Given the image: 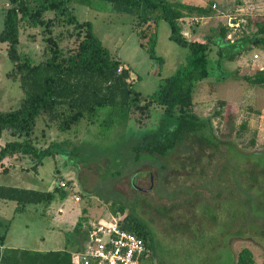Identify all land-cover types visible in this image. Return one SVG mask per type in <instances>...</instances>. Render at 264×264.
<instances>
[{"label":"rangeland","instance_id":"obj_1","mask_svg":"<svg viewBox=\"0 0 264 264\" xmlns=\"http://www.w3.org/2000/svg\"><path fill=\"white\" fill-rule=\"evenodd\" d=\"M183 1L213 5L211 17H187L179 24L186 40L205 37L213 48L208 78L196 80L187 110L214 117L221 109L220 102L226 103L223 116L213 121L220 145L207 147L191 141L165 157L154 155L156 160L133 162L125 152L128 139L137 132L139 136L155 133L160 112L155 111L143 125L131 120L126 127L117 126L107 134L101 121L108 108L99 109L94 121L85 120L68 132L48 126L42 116L34 130L35 142L42 149L51 146L53 155L45 157L38 169L27 157L6 159L4 169L0 168V185L46 192L65 182L67 187L60 188L56 196L67 193L88 226L105 219L110 222L112 217L123 220L131 213L150 232L153 250L149 264H236L244 248L253 252L256 264H264V86L244 78L264 72V47L249 44L245 53L229 61L222 57L227 49L214 42L223 27L231 42L256 33L254 22L264 19V0ZM7 2L0 0V32ZM71 8L80 21L92 23L96 36L114 58L139 77L134 89L144 97L159 91L189 59L190 48L172 39V27L166 20L159 21L157 58L153 59L140 46L136 33L139 20L133 9L103 0H90L88 5L73 3ZM50 17L54 14L49 13L47 19ZM47 37L44 27L23 23L21 52L40 63L49 52ZM66 43L63 41L62 47ZM13 68L7 45L0 42V111L18 108L24 97L19 79L9 76ZM188 76L184 86L195 80L194 75ZM228 113L234 115L232 122L225 118ZM10 140L4 132L0 147ZM228 143L241 155L228 151ZM238 165L241 173L234 172ZM74 195L81 197L79 203ZM41 233L45 238L64 235L47 226H41Z\"/></svg>","mask_w":264,"mask_h":264},{"label":"trees","instance_id":"obj_2","mask_svg":"<svg viewBox=\"0 0 264 264\" xmlns=\"http://www.w3.org/2000/svg\"><path fill=\"white\" fill-rule=\"evenodd\" d=\"M8 1L10 2L5 4L7 10L0 42L7 45V55L14 63L9 76L19 79L24 97L18 108L0 111V139L4 132L13 139L0 147L1 169H4L6 159L23 157L32 159L35 169H38L45 157L53 155L51 146L42 149L35 142L34 130L39 117L44 116L48 126L56 125L61 132H68L85 120L94 121L101 108H108L101 121L104 134L117 126L126 127L131 120L143 125L151 120L155 111L160 112L158 130L155 133L139 136L137 132L127 140L125 152L133 162L156 160L154 155L165 157L191 141L194 145L207 147L220 145L213 121L215 117L223 116L222 109L226 103L220 102L221 109L216 111L214 117H202L187 110L192 104L196 80L208 78V63L213 48L205 37L191 42L186 40L179 24L180 20L187 17H211L213 5L202 7L176 0H103L135 11L139 20L136 33L140 46L147 50L151 58H157L155 48L161 20L170 23L173 40L190 48L191 54L186 65L176 75L167 78L159 91L144 97L134 89L139 77L136 78L131 68L114 58L96 36L90 21H80L73 12V3L88 5L90 0ZM49 13H53L54 17L47 19ZM23 23L31 27L42 26L44 33L49 35L46 38L49 52L46 59L38 64L20 50V30ZM254 23L256 33L236 42L227 40L228 29L223 27L219 37L214 40L221 49H227L225 55L222 53L220 56L234 61L247 51L249 44L263 48L264 19ZM63 41L67 43L62 47ZM188 74L194 75L195 80L191 85L184 86L183 80L189 77ZM244 78L251 84L264 86L263 71ZM225 118L232 122L234 115L228 113ZM228 151L241 155L230 143ZM237 170L239 173L243 171L240 170V165L234 172ZM59 190V187H55L52 192H39L0 185V201H14L20 206L43 204L50 201ZM121 207L125 212V206ZM124 219L127 227L142 237L152 251L150 232L146 226L131 213ZM91 228L84 217L79 219L75 227L77 232L85 231L88 235ZM4 256L5 254L3 258ZM53 256L58 259L54 264H64L63 259H68V264H76L70 261L68 253H52ZM1 257L0 245V259ZM45 257L50 258L51 254ZM236 264H256L253 252L249 248L242 249L237 255Z\"/></svg>","mask_w":264,"mask_h":264},{"label":"crops","instance_id":"obj_3","mask_svg":"<svg viewBox=\"0 0 264 264\" xmlns=\"http://www.w3.org/2000/svg\"><path fill=\"white\" fill-rule=\"evenodd\" d=\"M177 1L186 3L183 0ZM57 201L60 203L53 206L52 203ZM71 204L72 200H69L67 193L59 197L55 193L50 201L29 206H20L14 201H0V264H54L58 259L56 256L52 257V253H68L70 261L76 262L78 254L85 250L89 237L85 231L77 232L75 229L83 215H79ZM83 213H86V209ZM42 221L45 223L41 225ZM41 226H47L49 230L57 229L60 235H64H61L62 238H45L44 233H41ZM49 254L50 258L45 257ZM63 261L68 264V259Z\"/></svg>","mask_w":264,"mask_h":264},{"label":"built area","instance_id":"obj_4","mask_svg":"<svg viewBox=\"0 0 264 264\" xmlns=\"http://www.w3.org/2000/svg\"><path fill=\"white\" fill-rule=\"evenodd\" d=\"M57 187L65 188L67 184L62 182ZM73 197L75 202L81 201L80 196ZM105 221L108 220L92 226L87 246L78 254L76 264H149L152 251L142 237L124 226V219L112 217L110 222Z\"/></svg>","mask_w":264,"mask_h":264}]
</instances>
